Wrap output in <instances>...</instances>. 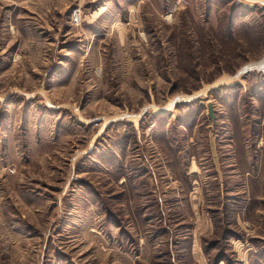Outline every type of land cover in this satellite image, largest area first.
I'll return each mask as SVG.
<instances>
[{
    "label": "rangeland",
    "instance_id": "rangeland-1",
    "mask_svg": "<svg viewBox=\"0 0 264 264\" xmlns=\"http://www.w3.org/2000/svg\"><path fill=\"white\" fill-rule=\"evenodd\" d=\"M0 264H264V0H0Z\"/></svg>",
    "mask_w": 264,
    "mask_h": 264
},
{
    "label": "crops",
    "instance_id": "crops-1",
    "mask_svg": "<svg viewBox=\"0 0 264 264\" xmlns=\"http://www.w3.org/2000/svg\"><path fill=\"white\" fill-rule=\"evenodd\" d=\"M39 93H40L41 95H45L44 91L41 92V90H40ZM46 96H47V94H46ZM184 99H187V98H184ZM44 100H45V103H46L47 106H52L51 109L54 108V107H53L54 105L51 103L50 99L46 98V99H44ZM182 100H183V98H181L179 101H182ZM100 132H101V131H100Z\"/></svg>",
    "mask_w": 264,
    "mask_h": 264
},
{
    "label": "water",
    "instance_id": "water-1",
    "mask_svg": "<svg viewBox=\"0 0 264 264\" xmlns=\"http://www.w3.org/2000/svg\"><path fill=\"white\" fill-rule=\"evenodd\" d=\"M209 113L212 116V107L211 106H209Z\"/></svg>",
    "mask_w": 264,
    "mask_h": 264
}]
</instances>
